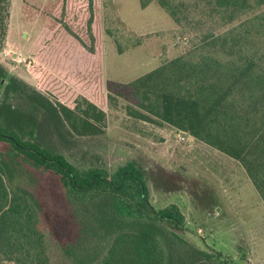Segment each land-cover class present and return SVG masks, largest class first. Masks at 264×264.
<instances>
[{"label": "trees", "instance_id": "obj_1", "mask_svg": "<svg viewBox=\"0 0 264 264\" xmlns=\"http://www.w3.org/2000/svg\"><path fill=\"white\" fill-rule=\"evenodd\" d=\"M139 1L188 46L127 83L104 82L102 0L43 8L36 87L5 84L0 64V264H230L184 234L179 205L152 203L137 155L84 167L58 151V138L105 134L109 106L237 160L264 202V0ZM11 5L0 0V50ZM107 31L120 53L145 41Z\"/></svg>", "mask_w": 264, "mask_h": 264}, {"label": "rangeland", "instance_id": "obj_2", "mask_svg": "<svg viewBox=\"0 0 264 264\" xmlns=\"http://www.w3.org/2000/svg\"><path fill=\"white\" fill-rule=\"evenodd\" d=\"M49 1L56 0H12L0 50L7 75L33 87L38 80L30 67L42 42L41 11ZM102 4L107 88L111 82L127 83L159 66L163 57H176L187 48L186 40L176 41L180 36L175 23L156 3L145 8L139 0ZM107 28L144 36L145 41L120 53ZM106 111L105 134L58 138V151L84 167H110L137 155L156 186L151 188L152 203L158 208L179 205L186 217L184 234L194 244L223 254L230 264H264V202L237 160L193 136L181 140L169 126L132 118L122 107L109 106ZM212 260L222 258L216 253Z\"/></svg>", "mask_w": 264, "mask_h": 264}, {"label": "built area", "instance_id": "obj_3", "mask_svg": "<svg viewBox=\"0 0 264 264\" xmlns=\"http://www.w3.org/2000/svg\"><path fill=\"white\" fill-rule=\"evenodd\" d=\"M178 136L180 137L181 140H188L190 137H192L191 135H189L184 131H179Z\"/></svg>", "mask_w": 264, "mask_h": 264}, {"label": "flooded vegetation", "instance_id": "obj_4", "mask_svg": "<svg viewBox=\"0 0 264 264\" xmlns=\"http://www.w3.org/2000/svg\"><path fill=\"white\" fill-rule=\"evenodd\" d=\"M10 78L9 76H7V78H5L6 80L4 82H6L5 84H7V79ZM5 87L2 89L4 91ZM220 211V210H219Z\"/></svg>", "mask_w": 264, "mask_h": 264}, {"label": "water", "instance_id": "obj_5", "mask_svg": "<svg viewBox=\"0 0 264 264\" xmlns=\"http://www.w3.org/2000/svg\"><path fill=\"white\" fill-rule=\"evenodd\" d=\"M220 209H218V211H219Z\"/></svg>", "mask_w": 264, "mask_h": 264}]
</instances>
